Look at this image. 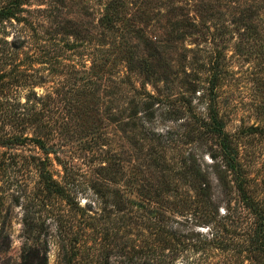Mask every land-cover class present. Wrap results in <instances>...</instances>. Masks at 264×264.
<instances>
[{"label": "trees", "instance_id": "16d2710c", "mask_svg": "<svg viewBox=\"0 0 264 264\" xmlns=\"http://www.w3.org/2000/svg\"><path fill=\"white\" fill-rule=\"evenodd\" d=\"M172 1H163L164 24H159L160 16L151 20L143 7H135L130 0L104 3L100 0L95 25L88 22L84 28L76 20L63 18L61 12L35 20L25 17L24 7L29 6L30 0H7L0 5V147L10 150L31 145L37 149L39 155L29 156L41 184L35 198L42 193H54L66 194L71 201L84 174L73 162L60 157L64 149L56 139L82 140L96 134L94 129L74 130V126H81V119L93 110L94 104L97 107L100 104L102 117L121 131L138 155L133 156L156 171L159 178L151 195L152 184L135 185V180L126 176L125 163L131 155L116 154L108 143L100 144L107 148L98 166L90 168L94 177L88 181L91 189L119 220H134L133 205L143 210L139 217L149 231L142 247L129 239V251H125L124 245L117 249L126 264H175L181 255L203 254L209 247L223 251L229 246L227 240L241 235V230L250 239V246L236 253H253L254 263L264 264V209L253 194L251 181L240 162L239 145L227 132L220 113V71L213 67L204 76L198 71L203 65L184 67L185 55L178 57V68H173L169 59L177 44L188 37L204 35V31L208 33L209 27L197 23L183 12L178 2ZM253 9V6L243 9L236 22L241 23L249 36L257 37L256 27L250 22L253 14L257 15ZM82 10L89 18L91 8ZM260 11L264 12V7ZM128 12L137 13V19L127 18ZM11 22L22 24L32 36L23 39L24 33L18 31L9 40L6 27L13 25ZM45 24L49 26L43 30ZM156 24L159 25L154 27ZM148 27L159 29L162 34L151 29L148 32ZM83 56L91 58L89 67L82 59L78 61ZM47 83L50 85L45 95L38 96L35 88ZM174 87H179L177 95L171 93ZM102 90L103 95L99 96ZM22 92L27 93L24 99L20 97ZM197 96L205 104L203 112L193 103ZM89 102L93 105L89 106ZM97 107L93 111L99 112ZM159 117L173 123L183 120V133L175 130L159 133L154 129L162 120ZM154 140L159 144L151 145L143 154V144ZM209 141L216 146L215 150L207 148L214 160L211 166L203 165L199 156ZM169 148H179L176 156L167 155ZM54 163L61 168V181L54 179L51 169ZM137 187L142 196L138 202L129 196ZM169 192L175 194L172 200L168 198ZM233 192L236 204L231 208ZM222 204L227 205L223 214ZM33 223L30 217H25L27 235L39 241L40 231ZM174 224L213 226L214 232L209 239L199 232L185 234ZM7 239L2 227V253L8 247ZM71 253L66 264H73L71 260L76 253L74 250ZM242 263L237 258L233 262ZM18 264H48L46 249L27 244Z\"/></svg>", "mask_w": 264, "mask_h": 264}, {"label": "rangeland", "instance_id": "374dc122", "mask_svg": "<svg viewBox=\"0 0 264 264\" xmlns=\"http://www.w3.org/2000/svg\"><path fill=\"white\" fill-rule=\"evenodd\" d=\"M163 1L167 0H130L136 4L135 7H143L142 10L147 13L145 15L151 20L165 15ZM6 2L7 0H0V5ZM104 2L105 0H102L101 3ZM173 2H178V6L183 8L184 13L194 18L197 23L205 24L209 29L208 33L204 31V35L188 37L177 44L178 47L169 55L172 66L178 68V57L185 55L186 61L181 60L184 67L191 69L203 65L202 70H198L202 72L201 75L206 76V71L212 70L213 67L219 69L220 113L227 132L239 145L240 162L251 181L253 194L262 202L261 206L264 209V31L262 30L264 12L260 11V8L264 7L261 3L264 0H173L171 3ZM99 3L100 0H30L29 6L24 7L27 12L23 15L35 20L42 15L61 12L63 18L76 20L84 28L88 22L95 25ZM257 4H260V8ZM165 5H167L166 2ZM250 6H253V11L257 13V15L253 14L250 20L256 27L255 32L259 34L257 37L249 36L241 23L236 22L242 10ZM82 7L91 8L89 18L84 16ZM130 13L128 12L127 18L137 19V13L132 12L129 16ZM163 19V17L160 18L159 24H164ZM11 23L13 25L7 24L6 27V31L10 33L7 37L9 40L18 31L24 33L23 39L32 36V32L22 24ZM46 26L49 25L45 24L43 30L47 28ZM150 29L151 32L156 31L158 35L162 34L161 30L151 27H148L147 31L149 32ZM92 33L94 35L95 32ZM1 36L2 32H0ZM81 59L87 67L91 65L90 57L83 56L78 61L80 62ZM49 85L47 83L44 87H36L38 96L45 95ZM178 89L179 87H174L171 93L177 95L180 91ZM103 92L102 90L99 96L103 95ZM26 94L22 92L20 97L24 99ZM198 97L193 100V103L198 106L199 112H203L205 104L199 102ZM171 99L175 100V96ZM88 105L93 104L89 102ZM94 106L96 109L97 106L95 104ZM102 107L98 104L99 112L89 111L87 116L81 119V126H74V130L93 131L94 129L97 131H95L96 134H89L82 140L76 137L71 141H65L63 138L56 139L64 149L60 157L73 162L80 173L84 174V177L80 179L81 184L73 191L71 201L66 194L60 196L54 193L46 195L42 193L41 197L35 198L38 195V189H41V184L29 156L39 155L37 149L31 145L10 150L0 147V229L4 227L5 234L8 235L6 240L8 247L5 252H0V264H18L27 244L36 245L43 250L45 248L48 264H66L72 256V250L76 253L71 260L73 264H126L125 257L118 254L120 247L129 246L130 244L127 243L129 239L135 240L136 245L143 246L142 241L149 236L147 224L139 217L143 210L133 205V221L136 223L128 219L119 220L117 215L108 212L109 208L103 199L94 194L88 183L94 178L90 168L98 166L108 145L116 154L131 155L125 163V169L126 176L135 180V185L136 183L137 185L148 183L149 186L152 184L154 187H151L149 192L153 195L159 183L156 171L142 165V162H139L140 159L133 156L138 157L121 131L119 132L114 124L102 117ZM159 118L162 120H159L154 127L159 133H165L168 130L183 133L184 127L181 125L184 123L183 120L173 123L163 121V117ZM178 137L176 135L177 139ZM155 143L159 144L155 140L144 143L142 153L146 154L150 150L149 147L156 145ZM100 144H107V146H100ZM213 144V141L207 142L199 152L203 165L211 166L214 163L211 152L207 150L209 147L215 150L216 146ZM177 149L169 148L167 155L176 156ZM40 156H42L41 153ZM50 157L53 160L54 156ZM51 169L55 173L54 179L61 181L60 166L54 163ZM175 178L178 179V176ZM168 195V198L172 200L175 194L169 192ZM129 196L136 202L142 201L138 187L133 188L132 195ZM232 198L231 208L236 204L234 192ZM225 208L227 205L222 204L221 214L224 213ZM26 216L37 225L40 231L39 241H33V238L27 235L24 226ZM134 224L137 225L134 226ZM174 228L185 234L199 232L209 239L214 232L213 226L182 227L174 224ZM246 232L250 233V230ZM134 233H140L141 236L135 238ZM240 233L241 235L227 240L229 246L223 251L209 247L203 254L198 253L190 257L181 255L175 264H192V261H196L193 264H233L236 258L241 259L242 264H255L253 253L243 252L239 255L236 253L238 249L247 250L248 245L250 246V239L245 237L247 234L242 230ZM124 249L126 252L129 251V247ZM234 256L236 257L233 258Z\"/></svg>", "mask_w": 264, "mask_h": 264}]
</instances>
